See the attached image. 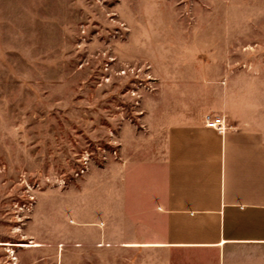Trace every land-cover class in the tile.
Listing matches in <instances>:
<instances>
[{"label": "rangeland", "instance_id": "374dc122", "mask_svg": "<svg viewBox=\"0 0 264 264\" xmlns=\"http://www.w3.org/2000/svg\"><path fill=\"white\" fill-rule=\"evenodd\" d=\"M196 60L264 110V0H0V264H117L120 125Z\"/></svg>", "mask_w": 264, "mask_h": 264}, {"label": "crops", "instance_id": "0c3cea01", "mask_svg": "<svg viewBox=\"0 0 264 264\" xmlns=\"http://www.w3.org/2000/svg\"><path fill=\"white\" fill-rule=\"evenodd\" d=\"M117 141L113 191L98 200L113 205L117 264H264L262 108L198 74L196 60L156 82Z\"/></svg>", "mask_w": 264, "mask_h": 264}, {"label": "built area", "instance_id": "2783aa9c", "mask_svg": "<svg viewBox=\"0 0 264 264\" xmlns=\"http://www.w3.org/2000/svg\"><path fill=\"white\" fill-rule=\"evenodd\" d=\"M204 123L206 126L215 128L219 132H222L225 130L226 125L224 122V119L221 116H205Z\"/></svg>", "mask_w": 264, "mask_h": 264}, {"label": "bare ground", "instance_id": "6f19581e", "mask_svg": "<svg viewBox=\"0 0 264 264\" xmlns=\"http://www.w3.org/2000/svg\"><path fill=\"white\" fill-rule=\"evenodd\" d=\"M24 245H28V244H24Z\"/></svg>", "mask_w": 264, "mask_h": 264}]
</instances>
